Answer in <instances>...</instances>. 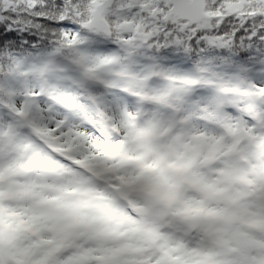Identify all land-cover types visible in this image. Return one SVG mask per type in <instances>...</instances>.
<instances>
[{"label": "snow or ice", "instance_id": "snow-or-ice-1", "mask_svg": "<svg viewBox=\"0 0 264 264\" xmlns=\"http://www.w3.org/2000/svg\"><path fill=\"white\" fill-rule=\"evenodd\" d=\"M0 264H264V0H0Z\"/></svg>", "mask_w": 264, "mask_h": 264}]
</instances>
